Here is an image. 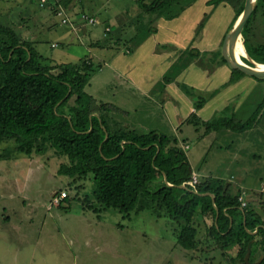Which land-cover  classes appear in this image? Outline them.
Listing matches in <instances>:
<instances>
[{
    "label": "rangeland",
    "instance_id": "374dc122",
    "mask_svg": "<svg viewBox=\"0 0 264 264\" xmlns=\"http://www.w3.org/2000/svg\"><path fill=\"white\" fill-rule=\"evenodd\" d=\"M39 1L0 0L2 23L32 43L45 64L87 58L99 63L101 71L91 76L85 92L98 104L118 110L111 114L113 121L141 133L156 130L175 136L198 183L204 178L222 181L239 202L264 217V78L234 75L220 59L236 8L196 0L166 21L142 13L140 0H72L62 9L77 26L73 33L57 17L55 0L44 6ZM81 11L100 24L80 22ZM261 21L257 13L248 32V50L264 43ZM173 61L181 65L176 81L191 76V96L184 95L186 108H179L176 116L163 106L177 104L176 98L171 91L164 98L159 86L175 68ZM219 93L223 97L212 101ZM220 100L223 104L218 105ZM198 103L205 115L211 112V120L197 116ZM260 105L250 129L236 132L217 125L230 118L244 124ZM206 124L215 127L207 129ZM11 148L12 143L0 145V264H232V251L222 254L206 232L204 218H211H195L197 247L183 250L176 244L177 223L148 210L132 212L129 219L103 210L92 196L91 180L73 184L58 174L66 162L63 157L53 151L26 156ZM61 193L69 199L55 204Z\"/></svg>",
    "mask_w": 264,
    "mask_h": 264
},
{
    "label": "trees",
    "instance_id": "16d2710c",
    "mask_svg": "<svg viewBox=\"0 0 264 264\" xmlns=\"http://www.w3.org/2000/svg\"><path fill=\"white\" fill-rule=\"evenodd\" d=\"M55 1L57 7L67 8L72 0ZM195 1L152 0L145 4L140 0L139 8L142 13L170 21ZM223 3L236 8L233 26L244 0H209L207 5L217 7ZM257 13L264 27V0H257L242 37L249 58L264 65V43L247 48L249 28ZM44 61L32 43L2 23L0 15V145L12 143V151L26 156L53 151L66 160L60 164L58 174L73 184L91 180L92 196L103 210H116L128 219L132 212L148 210L157 218L177 223L180 228L176 244L183 250L197 247L194 222L199 216L211 218L206 232L222 254L232 251V264H253L251 257L245 262V255L257 237L260 240L255 246L263 254L259 264H264V221L252 205L242 207L239 197L217 179L204 178L193 190L187 185L192 170L175 136L155 131L141 133L117 124L111 114L118 110L98 104L85 92L91 76L100 69L99 63L90 58L55 65ZM242 61L251 66L248 60ZM232 74L245 76L237 70H232ZM173 76L166 74L164 82ZM201 105L198 103L195 108ZM262 107L244 124L233 123L230 118L217 125L245 131L254 126ZM213 125L206 124L207 129ZM1 158L4 157L0 155ZM164 175L169 186L163 181ZM183 184L187 189L178 188ZM208 193L214 202L209 196H202ZM85 202L91 208L88 200ZM256 229L255 235L247 232Z\"/></svg>",
    "mask_w": 264,
    "mask_h": 264
},
{
    "label": "water",
    "instance_id": "95a60500",
    "mask_svg": "<svg viewBox=\"0 0 264 264\" xmlns=\"http://www.w3.org/2000/svg\"><path fill=\"white\" fill-rule=\"evenodd\" d=\"M256 3H257V0H245L244 7H243L241 14L239 15V17L237 18V20L233 24L232 28L228 31V33L226 34V36L224 38L223 45L221 48V56L224 59L227 66L231 70H237V71H240L241 73H243L247 76L261 79V78H264V70L258 69L257 65H259V64L255 63L253 60H251L247 53H246V56L244 58H246L250 62L251 66L246 65L245 63L239 62L237 57L235 56V48H236L237 41L239 39H242V31H243L246 23L248 22L250 16L254 12L255 7H256ZM243 46H244V43H243ZM245 52H246V50H245ZM260 65H262V64H260ZM262 66H264V65H262ZM105 139H107V134H106ZM163 181L169 186V184L166 182L165 175L163 176ZM178 188L187 189L184 184L179 186ZM192 192L197 194L196 191H192ZM202 196H209L211 198L212 202H214V197L212 194L208 193V194H204ZM216 213L218 215L217 210H216ZM230 223H231V220H230ZM244 224H245V221H244ZM247 232L249 234L253 235V232H249V231H247ZM249 254H250V249L248 248L247 253L245 255V262H247V260L249 258Z\"/></svg>",
    "mask_w": 264,
    "mask_h": 264
},
{
    "label": "crops",
    "instance_id": "0c3cea01",
    "mask_svg": "<svg viewBox=\"0 0 264 264\" xmlns=\"http://www.w3.org/2000/svg\"><path fill=\"white\" fill-rule=\"evenodd\" d=\"M41 25H44V27L43 28H46V25L45 24H42L41 23ZM76 27V29H77V26H75ZM72 32V31H71ZM77 31H73V33H76ZM68 34H69V32H68ZM94 36V35H93ZM100 36H101V34H100ZM99 38H101V37H99ZM35 47H36V45H35ZM36 49V48H35ZM40 54V53H39ZM171 63H173V65L175 66V68L173 69H171V72H170V74L171 75H174V79H173V77L170 79V80H168V82H161V83H159V86H160V90H161V94H164L163 96H164V98H166V96H167V92H169V91H171L172 93H173V97H175L176 99V101L178 102L177 104H175V105H173V103H171V105H172V107H171V105L169 104V105H167V103H164L163 104V106L165 107V109H166V112H167V114L168 115H172V116H174L175 114L177 115V114H180V111H179V108H182V107H185L186 108V106H185V104H184V95L185 94H188L189 96H191V76L187 79V77L185 78V79H183L184 80V82L182 81V82H180V81H176V75H175V73H178V70H179V66H181L180 64H175V62L173 61V62H170V64ZM103 67V66H102ZM177 68H178V70H177ZM102 69V68H101ZM177 70V71H176ZM101 71V70H100ZM99 71V72H100ZM169 72V71H168ZM177 76H178V74H177ZM176 86V90L175 91H173L172 90V87L173 86ZM178 87V88H177ZM185 89H186V92H185ZM180 91H183L184 92V94L183 93H181ZM176 92V93H175ZM222 93V92H221ZM221 93H219V94H217L216 96H211V97H213L212 98V101H218L219 100V98H221V97H223V95L224 94H221ZM212 94V93H211ZM169 97V96H168ZM167 102V101H166ZM221 104H223L222 102H221V100H220V102H218V105H221ZM217 105V106H218ZM216 107V106H215ZM202 109V108H201ZM201 109H199V111L196 113L197 114V116H202L203 114L205 115V113H203L204 111L203 110H201ZM189 110H190V106H189V108H188V110H187V112H189ZM182 111V110H181ZM213 111V110H212ZM187 112H185L184 113V118L186 117L185 116V114L187 113ZM200 112V113H199ZM191 113V111L189 112V114ZM188 114V115H189ZM207 114V113H206ZM175 115V116H176ZM205 116H207L208 118H206V120H211L210 118H211V112H209V115H205ZM199 118V117H198ZM173 122H174V118H173ZM150 131H155V132H157L156 130H150ZM149 132V131H148ZM145 133H147V132H145ZM158 133H160V132H158ZM192 175H194V173L192 172ZM227 186V185H226ZM228 187V186H227ZM256 210V209H255ZM257 212V211H256ZM205 220H206V226H210V224L212 223V222H208V219L207 218H204ZM262 220L264 221V217L262 216ZM264 228V227H263ZM256 232H257V229L255 230V231H253V235H255L256 234ZM260 239L259 238H255L252 242H251V246L252 247H250V254H249V258L251 257V259H253V260H255L254 262H253V264H255L258 260L259 261H261V259H262V252H261V249H260V247L259 246H255V243L257 242V241H259ZM254 244V245H253ZM248 258V259H249Z\"/></svg>",
    "mask_w": 264,
    "mask_h": 264
},
{
    "label": "built area",
    "instance_id": "2783aa9c",
    "mask_svg": "<svg viewBox=\"0 0 264 264\" xmlns=\"http://www.w3.org/2000/svg\"><path fill=\"white\" fill-rule=\"evenodd\" d=\"M40 6H44L47 3V0H40L39 1ZM57 17L61 19V23L65 26H70V28L72 29V31H75V26H73V24L70 22V20L67 18L66 14H64V10L59 7L57 10ZM80 22H82L85 25L88 26H98L100 24V22L92 16H88L85 14L80 15ZM106 31H110L109 28H106ZM198 184V180L197 177L195 175L191 176V181L187 183V185L189 187H191L194 190V186ZM64 198H66V194L65 193H61L59 196L55 197V199L53 200V202L55 204H59V202H61ZM241 200V199H240ZM245 206V203H242V207Z\"/></svg>",
    "mask_w": 264,
    "mask_h": 264
},
{
    "label": "bare ground",
    "instance_id": "6f19581e",
    "mask_svg": "<svg viewBox=\"0 0 264 264\" xmlns=\"http://www.w3.org/2000/svg\"><path fill=\"white\" fill-rule=\"evenodd\" d=\"M243 50H244L243 49V43H242L241 39H239L237 41L236 48H235V56L237 57L238 61L241 62V63H243V62L240 60L239 56H241V53L244 52ZM257 68L261 69V70H264V66H262L260 64L257 65Z\"/></svg>",
    "mask_w": 264,
    "mask_h": 264
}]
</instances>
